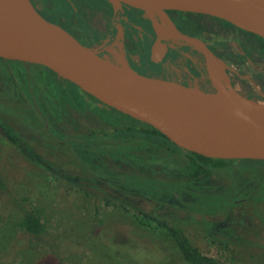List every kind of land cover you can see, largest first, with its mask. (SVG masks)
<instances>
[{
	"label": "rangeland",
	"instance_id": "obj_1",
	"mask_svg": "<svg viewBox=\"0 0 264 264\" xmlns=\"http://www.w3.org/2000/svg\"><path fill=\"white\" fill-rule=\"evenodd\" d=\"M49 1L54 3L56 9L61 8L60 0ZM223 56L227 61L233 62V59L237 61L233 56ZM106 58L110 59L109 57ZM261 63L264 64V61H259L255 65L257 67L264 66L260 65ZM224 66L223 71L227 79L230 78L227 67L233 69L234 76L232 75V77L234 80L237 79L236 73L246 76V80H236V82L241 91H251L253 96H247L248 99L264 103V70L244 68L242 71L244 66L240 68L235 63L233 66L226 64ZM12 71H19L15 63L4 66L0 72V89L5 86L2 92L3 96H6L11 102L5 107L4 113L14 116L13 126L18 127L16 129L19 131L14 132L10 128H2L4 125H8V122L0 117V151L2 150L4 134L20 138L23 134L21 130L27 129V121L23 120L26 116L21 115L22 111H20L22 108V104H19L21 99L17 103L16 91L11 90L9 85L7 88L6 85H3L4 83L2 84L4 78L7 80L11 78L10 73ZM35 74L34 77L42 89L50 90L53 86L52 94L63 96L66 99H58L60 104L52 103L51 107H47V110H50L48 120L51 129L56 130L61 141L68 137V140L65 138L66 144L72 147V151L77 149L75 155L78 158L72 157L73 154L68 152L64 141L54 140L49 133L43 132L41 119L37 117L28 103L29 117L33 120V130L30 132H33L35 137L31 146L34 162L31 169L28 170L32 173L33 178H28V181L31 182L29 186L15 185L12 189V185H8L12 190L11 194L14 193V190L19 194L15 204L10 201L11 198L0 192L2 193L0 194V252L2 251V240L5 239V234L8 231L6 221L21 218L23 207L28 211L39 212L43 217L41 222L43 234L45 237L48 236L51 241L73 240L74 243L71 242L72 244L88 250V247L93 248V243L90 242L93 241L95 232L103 229L114 234L113 240L116 243L133 244L135 241H143L139 243L142 249H139L136 258L138 264L150 262L146 257L150 256L149 254L153 256V250L157 253L169 254L170 250L174 249V245L164 233L152 232L137 226L132 220L133 213L124 216L113 205H107L101 200L103 194L115 193L110 187L111 185L119 186L126 184V182L129 183L128 178L122 175L110 176V174H114L112 172L113 166L110 164L111 168L108 165L107 159L110 158L115 167L118 166L114 163L116 160L115 153L125 156L123 162L133 160L134 157L131 154H124L126 149L124 147L128 141L126 138L122 139L124 143L121 148L111 147L103 150L106 147L98 146V148L94 147L90 151L85 148L90 144V137L94 138V131L107 130L110 132L123 121L111 118L110 112L104 107H93L88 102L91 101L94 104L93 99L80 93L74 87L66 86L59 90L57 95L54 78L47 71L37 70ZM13 80L15 81L16 78ZM18 90L20 98L25 93L20 80ZM257 93L261 98H256ZM80 97L86 98L88 101L83 102ZM27 102H29L28 99ZM83 103H89V105H83ZM45 105L48 106L47 102ZM67 107L76 109L73 113L75 122L72 121L71 117H68ZM62 116L63 118L60 120L59 117ZM74 123H78V126H74ZM90 133L92 136H86ZM106 134L103 133V135ZM99 138V144L110 145L107 140H104V137L100 136ZM21 140L20 138V142ZM19 149L9 152L8 160L11 161V164L17 165L25 159L24 153ZM101 151H110L112 155L100 157ZM237 165L236 168L238 169L231 172H215L205 186L199 184L196 187L190 186L184 189L177 184L154 185L156 181L154 179L152 184L145 183L143 188L139 190L138 193L143 197L130 196L127 198L147 213L155 211L158 203H164L161 209L156 210V212L160 214L169 212L181 219V227L190 238L193 246L201 253L217 259L221 264H264V166L251 169L252 166L249 163ZM84 167H88L89 173L84 171ZM17 172L13 169H4L0 170V176L5 182H9V178L15 176ZM97 174L109 178V184H99V180L94 178ZM156 174L157 177L155 178L160 181H170L165 174H159L158 171ZM142 175L147 178L149 176L148 174ZM177 181L187 182L188 179L185 177L175 178L174 182ZM155 183L159 184L158 182ZM211 194L216 195V197L213 199L210 197ZM21 198H27V202L20 200ZM79 242L84 245L82 246ZM133 245L136 246L137 243ZM98 247H103L101 242L94 244L95 250ZM71 248L73 250L74 247ZM43 253L45 252L39 250L38 244L30 243L26 249V254L19 258L13 255L9 263L34 264L35 258ZM99 256H96L99 264H116L109 259L102 258L100 254ZM152 264L158 263L154 261ZM172 264L182 263L176 257Z\"/></svg>",
	"mask_w": 264,
	"mask_h": 264
},
{
	"label": "water",
	"instance_id": "obj_2",
	"mask_svg": "<svg viewBox=\"0 0 264 264\" xmlns=\"http://www.w3.org/2000/svg\"><path fill=\"white\" fill-rule=\"evenodd\" d=\"M143 12L157 34L203 47L214 94L236 100L239 111L188 109L199 89L137 73L81 44L42 16L30 0H0V59L42 67L85 96L150 126L177 148L221 160L264 161V103L221 88L203 44L158 23L156 12L178 11L222 20L264 40V0H109ZM208 94V93H206Z\"/></svg>",
	"mask_w": 264,
	"mask_h": 264
},
{
	"label": "trees",
	"instance_id": "obj_3",
	"mask_svg": "<svg viewBox=\"0 0 264 264\" xmlns=\"http://www.w3.org/2000/svg\"><path fill=\"white\" fill-rule=\"evenodd\" d=\"M38 3V2H37ZM37 5V4H36ZM38 12L41 11L45 15L46 18L52 19L54 12L50 13L48 10L44 8V6L39 5L37 9ZM40 13V12H39ZM16 65V64H15ZM16 67H18L16 65ZM41 68V70L46 69ZM51 74L54 78V86L57 91V95L59 90H61L60 86H70L68 83H59L60 81H56V77L51 72L47 71ZM17 73V72H16ZM36 72H34L35 74ZM7 74V73H6ZM18 74V73H17ZM31 78V93L37 102V106L42 112V114L46 117L48 128L51 130L53 134H57L55 129H51L49 124V112L47 107H51L52 103L55 105L60 104L58 103V99H63V96H54L52 94V87L50 90L42 89L41 85L34 77L36 74ZM18 76V75H17ZM57 82V83H56ZM4 85L11 87L10 89L16 91L15 86L12 84V79L9 78L8 80L4 78L3 82ZM3 90L5 86H3ZM69 87V88H70ZM75 88V87H74ZM72 89V88H71ZM76 89V88H75ZM2 90V92H3ZM78 90V89H77ZM79 91V90H78ZM1 92V93H2ZM80 92V91H79ZM0 93V117L4 119L7 113H4L5 107L8 103H5L7 97L3 96ZM81 93V92H80ZM18 97H16L17 100ZM5 99V100H4ZM84 102L85 100L88 101L86 98H81ZM15 100V99H13ZM4 101V102H3ZM94 104L91 101H88L93 107H103L99 105V103L94 100ZM19 99L17 100V103ZM47 102L48 106L45 105ZM10 103V102H9ZM89 103H83L89 105ZM20 104V103H19ZM18 105V104H16ZM14 106V105H12ZM19 106V105H18ZM16 108H19L15 106ZM108 112H110L111 118L114 120H122L123 123H119L116 128L110 132H107L109 135H103V133L93 134L94 138L90 137L89 140L90 144L85 148L86 150H92L94 147L102 146L106 147L103 150L111 147L121 148V145L124 143L122 139L128 140L127 145L124 148V154H131L134 158L133 160H125L123 162L124 155L120 153H115L114 163L118 164V166L114 167L113 161L107 159L108 165L113 169L112 172L117 176H124L128 178L129 183L115 186L109 185L112 187L115 193L108 194L105 193L101 197V200L104 201L107 205H113L122 215H128L133 213V222L144 229H148L152 232L157 233H164L173 243L174 249L170 250V253H157L153 250V256H147L146 259L150 260L147 264H152V262H157L158 264H172L173 259L178 257L182 264H221L217 259L210 257L206 254L201 253L193 244L191 243L190 238L184 232L181 227V219L176 218L175 216L171 215V213L166 212V214L157 213L156 210H160L163 204H157L158 207L155 211L151 213L144 212L142 209L138 208L134 205L131 201L128 200L127 197L130 196H142L138 192L143 188L144 184L149 183L152 184L154 182H158L154 185H166L168 184H177L181 185L184 189L186 187H196L197 185H207L209 183L210 177L215 172H231L238 168L237 164L241 163H249L251 164L252 168L264 166V161H254V160H221V159H210L195 153H190L183 151L173 145L169 140L165 137L160 135L157 131L152 129L150 126L142 124L140 122L134 121L129 117H126L114 110L108 109L104 107ZM20 109V108H19ZM64 114V113H63ZM6 117V116H5ZM14 118V116L12 115ZM106 133V132H104ZM88 136V135H86ZM92 136V135H91ZM104 137V140L110 144L101 145L99 144V137ZM61 139V138H60ZM63 140V139H62ZM122 141V142H121ZM72 150V147H70ZM75 148V147H74ZM73 148V149H74ZM79 148V147H78ZM15 151H18L14 148ZM76 149V148H75ZM9 152H10V144L3 142L2 143V150L0 151V170H4V166L9 165ZM75 152L77 149L73 151L74 158H76ZM77 154V153H76ZM112 153L110 151H101L99 154L100 157L103 156H111ZM78 158V157H77ZM76 158V159H77ZM78 161H80L78 159ZM121 161V162H120ZM23 162V161H21ZM20 162V163H21ZM80 163V162H79ZM159 163V164H158ZM81 164V163H80ZM112 166H111V165ZM48 165V164H46ZM11 169L18 171L15 176L9 178V182H5L0 176V192L6 194L7 197L11 198L10 201L12 203H16V197L18 198V192L12 193L11 188L8 185H12V189L15 185H31V182L28 181V178H33L32 173L27 169L24 164H20V168H16L17 165L10 164ZM157 167V168H156ZM159 174H165L170 181L163 182L160 181L157 177L156 171ZM166 168V169H165ZM88 167H84V171L89 173L87 170ZM244 170V169H243ZM246 170V169H245ZM30 172V173H29ZM148 172V173H147ZM142 174H148V178L144 177ZM156 174V175H155ZM158 174V175H159ZM99 176V177H96ZM94 178H97L99 184H109V178L105 176H101L97 174ZM187 178L188 181H177L174 182L175 178ZM151 178V179H150ZM11 179V180H10ZM159 180V181H158ZM114 182V181H112ZM183 192V191H182ZM186 192V191H185ZM2 194V193H0ZM143 197V196H142ZM202 197V195H201ZM210 197H216V195L211 194ZM202 199V198H200ZM20 200L26 201L27 198H21ZM18 206V205H17ZM22 207V206H20ZM22 216L18 220H10L6 221L5 224L6 229L8 231L5 234V239L2 240L1 247L2 251L0 252V264H14L9 263L13 255L22 257L26 254V249L28 245L31 243L38 244L39 250H43L45 253L42 255L40 254L35 258L34 264H99L98 259L96 256L99 254L102 258L106 260L109 259L116 264H138L136 262L137 255L139 253V249H142V246L139 243L143 241H135L133 244L131 243H116L113 240V233H109V231H104L100 229L99 231L95 232L93 241V248L88 247V250L81 248L80 246L74 245L73 240H50L44 236L42 227V218L39 212L36 211H28L22 207ZM136 214V215H135ZM6 220V219H5ZM78 240V239H77ZM64 241V242H62ZM68 242V243H67ZM97 242H101L103 247L94 248V244ZM81 243V242H79ZM144 244H146L144 242ZM83 246L84 244L81 243ZM71 247H74L73 250ZM31 256V255H30ZM77 257V258H76ZM100 257V256H99ZM80 258V259H79ZM80 261V263H78ZM22 264V263H21ZM24 264H26L24 262ZM245 264H254V263H245Z\"/></svg>",
	"mask_w": 264,
	"mask_h": 264
},
{
	"label": "flooded vegetation",
	"instance_id": "obj_4",
	"mask_svg": "<svg viewBox=\"0 0 264 264\" xmlns=\"http://www.w3.org/2000/svg\"><path fill=\"white\" fill-rule=\"evenodd\" d=\"M30 1L36 9L41 5L50 13L54 12L52 19H49L39 11L47 20L59 24L81 44L96 51L99 56L105 59H107L106 57L110 58L107 60L115 63H120L119 61L122 60L139 74L173 81L184 86L199 89L205 93L213 92L212 80L208 73L203 47H200L196 41H184L179 38L170 37L168 36L170 35L169 32L166 35L157 34L151 23L139 9L123 2H120L118 5H113L109 0H60V9H56L54 3L49 0ZM162 14H164L166 17L165 20L167 21L162 23L159 16H154L158 23L164 26H171L178 33L201 42L204 48L212 55V59L218 60L220 68L223 67L221 69L223 74L224 64L233 66L234 63L240 68L244 66L242 71L244 68L264 70L259 69L264 68V66L257 67L255 65L259 61H264L263 39L207 15L178 11H165ZM223 55L226 57L233 56L237 61L234 59L233 62L227 61ZM212 59L210 58L211 67L213 64ZM11 63H15L19 69V71H12L10 77L12 84L16 88V97L21 99V115H25L26 118L24 117L23 120L27 121V129L21 130L23 133L20 137L22 139L21 142L20 138L5 134L2 139V143L10 144V151H15L14 148L17 150L20 148L19 150L25 154H23L25 159L23 162L18 163L16 168H20V164H24L27 169H30L34 162L31 146L33 145L35 137L34 133L30 132L33 130V120L29 117V106L37 114V117L41 119L43 132L49 133L51 135L50 137L54 140H58L59 142L64 141L68 152L73 153L70 146L66 144L68 137H65L67 140L64 138L61 141L57 134H53L48 128L46 117L38 108L37 102L31 93V78L34 72L41 70V68L35 65H28L26 67L19 62L0 59V72L4 69V66L6 67ZM260 65L264 64L261 63ZM213 67H216V65L214 64ZM214 69L218 70L215 71L212 69L214 75L222 79L220 70ZM226 69L228 70L230 78L227 79L225 77V79L231 88L246 97L252 95L251 91H241L237 86L236 80H246V76L236 73L237 79L235 78L234 80L232 77V75L234 76L232 73L233 69L230 67ZM13 78H16V80L14 81ZM55 79L57 82L60 81L59 83H66L57 78ZM19 80L25 92L20 98L18 90ZM222 81L225 84L224 79ZM64 87L65 85L60 86L61 89H64ZM2 90L0 89V93ZM255 96H257L256 98H261L258 96V93ZM27 99L29 102H27ZM5 102L9 104L10 101L6 100ZM28 103L29 106L27 107ZM75 110L67 107L66 111L68 117H71L73 122L76 121L73 115ZM5 116H3V120L7 121L8 125H4L2 128H10L12 131L18 132L19 130L16 129L18 127L15 128L13 126L14 121L12 115L6 114ZM84 116L87 117V115ZM59 118L62 120L63 116ZM74 126L77 127L78 123H74ZM104 132L107 133L108 131H94V134ZM87 135L91 136L92 133ZM72 157L74 158V155ZM10 164L11 162H9V165L4 166V169L13 168ZM153 170L156 171L155 169Z\"/></svg>",
	"mask_w": 264,
	"mask_h": 264
},
{
	"label": "bare ground",
	"instance_id": "obj_5",
	"mask_svg": "<svg viewBox=\"0 0 264 264\" xmlns=\"http://www.w3.org/2000/svg\"><path fill=\"white\" fill-rule=\"evenodd\" d=\"M156 16H159L160 20L162 21V23H164L165 20V16L164 14L160 13V12H156L155 14ZM168 32H163V35H166ZM212 59V57H211ZM212 69L215 70L219 69L222 79H224L225 84L223 83L222 79L216 77L218 84L221 88H225V89H229L231 88V86L229 85L228 81L226 82L225 79V75L223 74V72H221L222 68H220L219 62L216 59H212ZM120 63L126 64L124 61H119ZM216 65V67H213V65ZM218 71V70H215ZM188 109H202V110H209V111H213V112H237L239 111V106L236 102V100L232 97L229 96H225V95H219V94H214V93H208V94H204V93H199L195 96H193L192 98H190V100L188 101V105H187Z\"/></svg>",
	"mask_w": 264,
	"mask_h": 264
}]
</instances>
